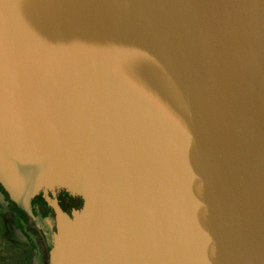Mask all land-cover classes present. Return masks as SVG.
<instances>
[{
  "label": "water",
  "instance_id": "1",
  "mask_svg": "<svg viewBox=\"0 0 264 264\" xmlns=\"http://www.w3.org/2000/svg\"><path fill=\"white\" fill-rule=\"evenodd\" d=\"M0 184L82 198L50 264H264V0H0Z\"/></svg>",
  "mask_w": 264,
  "mask_h": 264
},
{
  "label": "flooded vegetation",
  "instance_id": "2",
  "mask_svg": "<svg viewBox=\"0 0 264 264\" xmlns=\"http://www.w3.org/2000/svg\"><path fill=\"white\" fill-rule=\"evenodd\" d=\"M57 200L61 209L71 215L81 209L82 198L57 189L46 195L40 192L29 209L10 199L0 184V242L22 253L23 264H50L52 237L56 231V215L48 200Z\"/></svg>",
  "mask_w": 264,
  "mask_h": 264
},
{
  "label": "rangeland",
  "instance_id": "3",
  "mask_svg": "<svg viewBox=\"0 0 264 264\" xmlns=\"http://www.w3.org/2000/svg\"><path fill=\"white\" fill-rule=\"evenodd\" d=\"M14 251L10 249V247L7 246V244H4L3 242H0V264H13L15 262L14 260Z\"/></svg>",
  "mask_w": 264,
  "mask_h": 264
},
{
  "label": "trees",
  "instance_id": "4",
  "mask_svg": "<svg viewBox=\"0 0 264 264\" xmlns=\"http://www.w3.org/2000/svg\"><path fill=\"white\" fill-rule=\"evenodd\" d=\"M14 252V260L15 262L13 264H23V256H22V253L20 252H17L16 250H13ZM12 264V263H11Z\"/></svg>",
  "mask_w": 264,
  "mask_h": 264
}]
</instances>
